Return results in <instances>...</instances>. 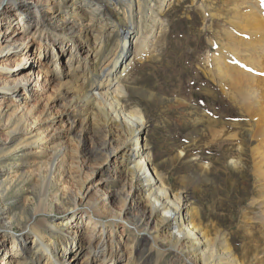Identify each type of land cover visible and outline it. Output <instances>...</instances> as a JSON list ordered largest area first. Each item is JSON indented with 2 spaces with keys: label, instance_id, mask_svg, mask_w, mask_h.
I'll list each match as a JSON object with an SVG mask.
<instances>
[{
  "label": "rangeland",
  "instance_id": "1",
  "mask_svg": "<svg viewBox=\"0 0 264 264\" xmlns=\"http://www.w3.org/2000/svg\"><path fill=\"white\" fill-rule=\"evenodd\" d=\"M161 1L156 0L152 9L144 12L141 43L138 47L131 45L129 49V59L132 58L133 61L123 82L128 90L126 111L139 109L149 120L151 126L148 137L155 153L154 162L164 174L167 186L175 194L184 193L195 202L203 224L212 231L213 236L218 233L225 237L227 248L240 264H264V259L259 262L256 259L257 251L264 252V242L260 239L261 228L256 220L251 219L252 215L256 216L260 211L258 204H252L256 201V194L261 193L253 173L249 134L241 128L246 123L247 109L231 99L232 94L227 89L229 86L225 81L221 82L219 77H215L211 64L215 57L229 63L231 52L227 51L230 45L227 33L233 31L234 14L238 12L237 7L242 2L255 0H168L166 6L159 8ZM259 1L264 4V0ZM14 2L15 0H0V11L5 12L8 10L6 7L14 6ZM50 3L53 5L56 1L51 0ZM73 6H76L75 3L69 2V9L63 13V17L76 22L86 18L88 22L90 15L92 16L91 6L78 4L77 8H72ZM118 8L121 14L119 3ZM54 9L52 7V13ZM5 23H0V35L7 29L11 36L16 30L21 31L23 34L18 38L23 36L30 39L33 35L34 29L31 27L21 30L17 22L11 23L9 27ZM99 25L97 24L98 28ZM129 26L128 21L124 28ZM99 34L98 30L91 34L89 42L92 46L97 42L94 37ZM111 39L110 48L117 43L116 37ZM49 40L43 48L39 39L29 40L32 55L36 56L37 63H41L29 64L32 63L37 70L42 71L44 77L41 83L52 80L50 88L33 89L31 85L29 94L32 91L44 95L45 101L49 98L57 101L51 110L55 117L43 128L53 124L59 135L64 136V139H59L60 149L67 148L72 153L74 149L81 150L82 147L87 153L103 140L101 122L95 109H87L81 114L65 107L64 102L67 100L59 101L61 98L57 92L60 85L66 86L64 90H72L70 92L75 93L74 97L82 92L83 69H68L70 57L76 52L69 39L50 36ZM82 42L81 45L87 43L86 39ZM150 43L153 44L148 50ZM137 48L144 49L142 56ZM25 56V52L6 57L1 55L0 81H10L7 78H15L16 75L29 71V66H22L24 62L21 60ZM1 86L0 82V102L6 101V105L13 102L17 108H22L21 115L29 111L30 105L35 103L32 98L27 99L26 95L20 96L23 92H8ZM26 102L29 104L23 111ZM40 112L41 109L36 115H40ZM85 119L89 120L88 131L82 138V143L78 136L82 130L81 122ZM75 120L78 121L77 127L71 130L70 123ZM31 131L32 134L29 135L17 134L10 137L8 129L0 126V162L4 165L0 171L3 180L10 179L12 183L8 191V204L13 207L14 215H22L30 204L32 208L36 207L41 194L51 200L54 194H73V191L78 193L83 189L85 181L95 188L91 200L96 199L95 194L103 197L107 193L116 198L121 193L123 181L112 175L118 169L121 171L120 160L116 161L113 157L107 162L102 154L90 157V161H83L86 165L85 175L60 177L55 187L49 188L48 183L43 180L31 181V173H35L46 162L41 156L42 151L39 155V151L46 147V140L40 148L35 147L40 131ZM29 144L32 145L28 146ZM29 199L33 201L29 203ZM117 200L114 201L116 212H120L121 199ZM52 202L53 210L45 216L49 225L45 231L49 243L55 246L60 256H73L76 253L78 263L85 261L88 248L84 235L74 241L67 232L71 227L78 226L75 224L78 217L89 212L87 202L70 197L63 199L61 206L56 201ZM125 211L126 216L123 220L116 219L113 227L116 230L115 238L123 242V247L116 253L114 264H125L131 248L135 251L134 264H196L179 256L162 238L159 239L160 250L151 248V235L154 232L148 235L143 232L135 233L131 221L136 218L130 216L133 213H129L128 208ZM111 219V215L102 219L108 233L112 232ZM13 227V231L9 229V236L6 237L8 239L0 243V260L4 258L7 250L12 249L14 238L21 235L20 226L13 223ZM149 227L151 230L154 228ZM141 230L144 231L143 228ZM34 244V237L29 236L26 243L19 245V249L14 251L22 253ZM43 257L40 259L42 264Z\"/></svg>",
  "mask_w": 264,
  "mask_h": 264
},
{
  "label": "bare ground",
  "instance_id": "2",
  "mask_svg": "<svg viewBox=\"0 0 264 264\" xmlns=\"http://www.w3.org/2000/svg\"><path fill=\"white\" fill-rule=\"evenodd\" d=\"M50 1L15 0L14 6L6 7L8 10L5 12L0 11V23L5 21L8 26L17 22L21 30L33 28L30 39L33 41L39 39L42 48L50 42V36L69 39L76 52L70 57L68 69L75 71L83 69L82 92L74 97L75 93L70 92L72 90H64L66 86L60 85L57 92L61 98L59 101L67 100L64 102L65 107L68 106L73 112L81 114L87 109H95L96 116L101 122L103 140L87 153L82 147L81 150L77 148L70 153L67 148L60 149L59 142L64 136L59 135L53 124L43 128L55 117L51 110L57 101L54 102L53 98L45 101L44 95L32 91L29 94V88L31 85L33 89L50 88L52 80L41 83L44 77L42 71L37 70V67L29 62L41 63H37L36 56L32 55L30 39L23 36L18 38L23 34L18 30L12 36L9 29L5 30L4 34L1 33L0 39L3 38L0 41V56L6 57L25 52L26 56L21 60L24 62L22 66H29L30 70L16 75L15 78H7L11 79L10 81L3 79L0 81L1 87L12 93L23 92L20 96L26 95L27 99L32 98L35 103L30 105L29 111L21 115L22 108H17L18 106L13 102L6 105V101H1L0 126L8 129L10 137H15L17 134L29 135L32 134V129H38L39 140L34 145L38 148L43 146L42 142L46 140V147L39 151V155L42 151L41 156L46 162L35 173H31V181L43 180L48 183L49 188L55 187L60 177L85 175L86 165L83 161H90V157L102 154V158L107 162L113 157L116 161L120 160L121 171L118 169L112 175L116 179H121L123 185L121 193H118L116 198L105 193L103 197L95 194L96 199L91 200L95 188L93 189L88 181H85L83 189L78 193L73 191V194H54L51 200L45 194H41L36 207L32 208L30 204L23 214L17 217L13 214V207L8 204L10 202L8 191L12 183L10 179L3 180L0 171V205H2L0 206V243L8 239L6 237L9 236V229L14 230L13 223L21 228L20 237L14 238L12 249L6 251L0 264H42L40 259L43 256V264H114L116 253L123 247V242L115 238L116 230L113 227L116 219L123 220L122 218L126 216V208L130 210L129 213H133L130 216L136 218L131 221L135 233L143 232L148 235L154 232V235H151L150 246L157 251L161 249L159 239L162 238L166 244H170L173 251L188 262L240 264L227 248L225 237H221L218 233L213 236L212 231L203 224L195 202L184 193L175 194L167 186L164 174L154 162L155 153L148 137L151 126L149 120L139 109L127 112L125 108L128 90L123 82L133 61L132 58L129 59L131 57L129 49L131 45L134 47L140 45L144 12H149L156 0H53L56 1V7ZM69 2L75 3L76 6L72 8H77L78 4L91 6L92 16L90 15L88 22L86 18L76 22L63 17V13L69 9ZM168 2L162 0L159 8L166 6ZM118 3L121 5V14ZM52 7L55 8L54 13L51 11ZM237 11L233 17V31L227 33V41L230 44L227 51L231 52L230 61L228 63L215 57L212 58L211 64L214 67L215 77H219L221 82L225 81L229 86L227 89L232 94L231 99L247 109L246 123L241 128L249 134L253 173L261 193L256 194V201L252 204H258L260 211L256 216L252 215L251 219L259 224L260 239L264 242V4L259 0L242 2L237 7ZM96 14L98 15L95 16ZM128 21L130 26L124 28ZM97 24H100L99 28ZM97 30L100 34L94 37L97 42L92 46L89 42L91 34ZM112 37H116L117 43L110 48ZM85 39L87 43L81 45L82 40ZM152 44H148V50ZM222 45L226 48V45ZM137 49L140 54L144 51L143 48ZM19 64L20 62L17 65ZM78 78H80L79 74ZM27 104L29 103H25L23 111L27 109ZM40 109V115L37 116L36 113ZM93 119L95 120V115ZM88 123V119L81 122L82 130L78 136L80 142L88 131ZM77 124V120L71 122V130H75ZM3 167L1 163L0 168ZM69 197L73 200L80 198L89 206V212L75 220L78 226L71 227L67 232L74 241L84 235L88 252L87 259L80 263L76 261V253L73 256L69 254L60 256L45 234L49 228L45 216L53 210L52 201H56V204L61 206L64 203L63 199ZM117 199H121L120 212H116L114 201L117 202ZM28 201L31 203L33 199ZM107 215L113 218L110 221L111 233L107 232V226L102 221ZM84 220L87 222L84 223ZM149 226L154 228L151 230ZM142 228L144 231L141 230ZM29 236L34 237V246L30 249L26 248L22 253L14 251L19 249V245L23 246ZM130 250L125 264H134L135 251L132 248ZM21 257L22 259H18ZM256 259L257 262L263 261L264 252L257 251Z\"/></svg>",
  "mask_w": 264,
  "mask_h": 264
}]
</instances>
